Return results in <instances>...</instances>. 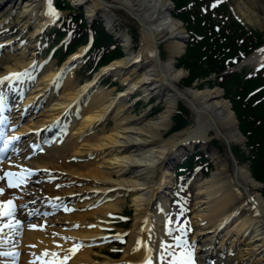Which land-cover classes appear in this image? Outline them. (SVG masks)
<instances>
[{
	"label": "bare ground",
	"instance_id": "obj_1",
	"mask_svg": "<svg viewBox=\"0 0 264 264\" xmlns=\"http://www.w3.org/2000/svg\"><path fill=\"white\" fill-rule=\"evenodd\" d=\"M74 1L85 5L88 19L100 10L107 27L115 23L106 10L110 8L107 5L121 7L139 23L137 50L135 53L131 50V38L121 33L124 57L108 63L89 81L79 85L73 80V70L80 67L84 49L68 57L61 68L54 71L53 63L35 62L36 50H32L29 55L33 56L28 59L26 46L18 47L11 39L0 42V78L13 73L25 74L0 83V99L11 104V112L16 109V114H11L10 124L23 122L6 141L26 134L18 143L19 148L13 155L9 154L11 160L0 165V177L13 172L22 181L19 187H8L10 178L0 179V189H4L0 204L6 205L11 200L8 207L13 211V224L17 220L21 224L17 231H12L4 227L8 219L2 216L5 221L0 219V252L21 253L19 264H55L63 259L65 250L79 244L82 247L66 264H141L146 258L151 259V264H162L159 240L160 220L167 208L165 198L170 196L174 176L183 175L185 171L179 168L174 172L175 165L181 166L188 158L186 153L191 152L192 145H205L214 138L223 141L230 153L232 145L242 141L236 119L218 89H178L177 84L186 75L175 66L184 51V27L170 14L169 0ZM239 1L237 9L242 17L261 28L263 23L255 10L256 0ZM250 6L254 10H249ZM5 9L9 12L20 9L18 20L22 26L34 27L33 37L46 31L54 18L49 14V0H0V13ZM5 21L0 15V34ZM162 39L168 53L164 61L158 50ZM262 50L264 48L251 55L247 64H263ZM132 74L138 76L135 81ZM38 75L40 78L34 84ZM106 76L125 86L116 97H112V90L98 87V82ZM136 91L141 92L144 99H163L166 108L148 121L142 116H127L131 106L126 101ZM179 101L190 111L193 125L166 137L172 110ZM26 106H30L29 110H25ZM34 106L39 109L36 115ZM109 120L113 124L106 129ZM47 127L55 129L54 140H50L54 135L51 133L48 138L34 137L38 131L46 132ZM96 130L101 134L94 133ZM34 140L43 144L40 148H45L44 154H38L37 149L31 147ZM214 155V160H219V153ZM218 165L196 189L197 207L192 216L197 229L194 239L203 244L197 248L198 260L204 264H209L208 260L227 264V260L222 261L225 258L220 257V252H235L236 247L243 245L245 248L239 251V258L244 264H264V199L258 191L259 185L236 163L231 173H227L226 161L220 159ZM32 173L38 175L37 179H29ZM40 174L45 181L39 179ZM55 178L58 181L53 183ZM56 185L60 189L57 190ZM46 194L54 196L55 200L43 198ZM128 195L133 218L128 241L120 253L114 254L120 256L114 260L104 244L112 236L124 238L121 231L115 236L109 235L108 230L113 228L110 217L120 214ZM15 196L23 198L18 206H13L18 204ZM76 200V206L65 207L67 211L61 209L65 201L72 204ZM232 206L238 207V211H230ZM8 207L2 210L7 211ZM31 211L43 214L37 217L33 213L29 218ZM47 212L57 214L46 219ZM43 221L46 222L44 228ZM234 221H237V229L232 231L228 225ZM165 248L171 250L173 246ZM45 251L59 255L44 256ZM99 256L100 260H94ZM14 263L15 255L0 256V264Z\"/></svg>",
	"mask_w": 264,
	"mask_h": 264
},
{
	"label": "rangeland",
	"instance_id": "obj_2",
	"mask_svg": "<svg viewBox=\"0 0 264 264\" xmlns=\"http://www.w3.org/2000/svg\"><path fill=\"white\" fill-rule=\"evenodd\" d=\"M56 3H58L57 0H55ZM67 6H61L62 8L58 7L59 11L56 13L54 17L57 18V22L54 25H51L47 30H51L50 32H44L41 33L40 36L33 37L32 34L34 33V27H25L22 26V23L19 22L18 16L20 15V9L17 10V12H9V10H3L0 15L2 20L5 18V27L2 34L0 35V42H3L7 39H11L13 43L17 44V46L21 47H27L26 57L30 59L33 55H29L32 53V50H36V59L35 62L37 64H47V63H53V70H59L63 64L58 63L55 59L56 57H63L69 54H72L81 46H84L86 42H88L87 38H92V43L89 47V50L87 54L83 55L82 62L80 67L74 69L75 76L73 80L77 82V84H82L85 81L89 80L90 76H92L93 72L98 70L99 66H104L108 64L112 59H118L124 56L123 50L121 49V45L118 44L115 40V33L120 36V34L123 32L127 33V35L131 38V50L135 53L138 46V37H139V27L138 24L130 18L126 13L120 9L119 7H110L108 10L109 15L114 19V25L111 30V32H108L105 27H103V22L100 21L98 18H94L92 21L88 19L87 12L85 9V5H77V2H68L73 0H63ZM106 3L110 2L112 0H104ZM210 0H203L200 2V10L205 12V15L202 17L203 21H205V17L207 16H214V18L211 17L209 19L210 21H213L214 29L215 27H218V30L221 29H228L226 28L225 24L229 27V32L225 33V35H229L226 38V41L232 42L233 45H235V50H240L242 57L238 58L239 63L237 65H231L227 68H221L220 71L211 73L205 76L198 75L194 76L188 72L187 69H184L180 67L181 61L184 57L187 56L185 53L186 47L190 46L189 40L190 38L186 37V33H188V29L186 25L183 23V21H180L182 26L184 27V51L180 55V57L177 59L176 68L181 69L185 72V76L180 80V82L177 84L179 90L184 89H194V90H202L205 88L208 89H218L222 93L223 99L229 103V106L231 108V112L234 115L237 123V127L239 129V122L238 118L232 108V102H235V97L238 96V89L241 88L243 81L248 80L251 76V74L256 73L255 68L256 64H247V60L250 58L251 55L259 51L260 49L264 48V9L261 6H264V0H256V7L255 10L258 13V16L260 17V20L263 23V26L260 28L256 24L249 23L247 20H245L240 12L237 9L238 4H240L239 0H215L214 4L215 7L212 6L209 8ZM242 2L246 3V0H241ZM113 2V1H112ZM62 3V2H60ZM191 5V3L186 5V8H188ZM207 8H206V7ZM175 9V6H174ZM208 9V11H207ZM249 10H254L253 6L249 7ZM62 11V12H61ZM98 13H101L100 10L97 11ZM173 8L170 11V14L173 16ZM177 14V13H176ZM182 15V14H181ZM99 17V16H97ZM59 19V21H58ZM202 21V20H201ZM60 22V24H59ZM207 22V21H205ZM238 25V26H237ZM63 29V31H61ZM237 34V35H236ZM185 36V37H184ZM218 36V35H217ZM241 38H238V37ZM219 37V36H218ZM258 39V42L255 46H251L248 48V51H244V46L246 41L249 40L252 41ZM67 38V39H66ZM165 40V39H164ZM243 41V43L241 42ZM163 39L160 40L159 44V56L162 61H164L168 57L167 50H165V43H162ZM221 42H224L222 39ZM224 44V43H223ZM120 45V47H119ZM35 46V47H34ZM56 48V52L53 55V57L48 58L49 54L53 51V49ZM77 50V51H78ZM72 52V53H70ZM244 52V53H243ZM117 55H120L117 57ZM115 56V57H114ZM25 57V59H26ZM214 58V57H213ZM81 66L82 69H81ZM2 69V67H0ZM223 70V71H222ZM257 75V74H256ZM255 76V75H254ZM264 76V75H263ZM136 74H132L131 78L135 81L137 79ZM111 76H106L102 80V83H99L98 87H100L102 90H112V97H116L117 92H120L122 89L125 88V86L120 85L118 81L112 80ZM225 81L229 80H239L241 81L239 84H235V88H237L236 91L228 92V89L224 88L222 86V80ZM37 81V80H36ZM100 82V81H99ZM232 89V88H231ZM56 94V92H55ZM57 95V94H56ZM234 98V101H233ZM147 100V101H146ZM129 103V104H128ZM127 105H130L131 108L129 112L126 114L130 117H143L145 121L151 120L156 118L160 113L164 111L166 108V104L163 99L151 97L150 99H144L143 94L141 92L136 91L134 94H132L126 101ZM173 113L171 115L170 119V127L169 132L166 135V137L171 136L174 132H179L181 130H185L186 128L191 127L193 125V119L190 114V111L185 107L183 103L180 101L178 102V105L172 110ZM39 113V109L36 111ZM36 115V114H35ZM179 115V117H176ZM176 117V118H175ZM113 122L112 120H109L106 129H110ZM52 129V128H51ZM49 129V130H51ZM170 129L173 130L170 131ZM98 135L101 134L100 131L94 132ZM239 133L241 135V131L239 129ZM242 141L239 143H236L232 145V155L234 157V160L236 161V164L240 167L245 168L248 173L250 174L251 179L254 181L253 171L252 167H250V160L252 161V154L250 152L249 144L247 138H245L243 135H241ZM211 143V146L209 144ZM198 145V144H197ZM201 147L202 150L205 151V153L208 156V160H206L203 156H198L202 158L205 162L199 164V162L195 161L192 164L194 167H200L201 169L192 170V167L187 168L188 161H183V164L181 166V170L187 168L185 171H183L186 175H189V173L192 170V176L189 177V181L183 180L182 177L179 180L176 181L174 179L172 181V187L171 191L169 193L170 196H167L165 199L167 201V208L165 209L163 216L160 220V230H161V238L159 240L160 246L162 249H166V246H176L177 240L180 241H193L192 245L189 247H177L173 248L171 250H168L170 252L171 258L169 259L171 262L174 259V257H179L182 252L187 251H195L194 248L202 247V243L199 241H195V235L197 232V229L194 228L195 221L192 219L193 214L196 212V205L197 197H196V189L199 184H202L204 180L212 174V172H215L218 168V161L224 160L228 164V172H232V166L234 165V161L230 158V154L228 153V147L223 144V141L218 139H212L211 142H208L205 145L200 144L199 148ZM215 153H219V160L215 159ZM213 156V158H212ZM66 157V156H65ZM85 159L81 160V163H84ZM209 165H208V164ZM221 162H219L220 164ZM180 167H177V170ZM46 174V173H44ZM52 174V172H50ZM177 177H181V175L176 174ZM182 179V180H181ZM187 179V178H186ZM55 183L58 181L57 178L53 180ZM256 183L258 181H255ZM82 185V184H81ZM259 185V193L262 195V198L264 199V184L260 183ZM76 187H80V185L76 184ZM60 189V187H57ZM57 189V190H58ZM175 190V191H174ZM176 190H179L181 193H183L182 197H179L177 200H173L174 198H177L175 192ZM174 191V193H173ZM173 193V194H172ZM173 196V197H172ZM47 198V197H46ZM49 199V198H48ZM130 197L128 195L127 201L124 203V206L122 208V211L119 212L120 214H114L112 217H110V220L112 221V229L108 230V234H112L117 236L119 234V231H121L124 235V238L122 239H113L106 243H109L107 246H105V250L108 253H120L119 250H123V248L126 245V242L128 241V233L130 231L131 223L130 220L133 218V210L132 206L129 201ZM169 201V203H168ZM66 204H63V208L65 205L67 206H76V202L69 204V202L65 201ZM177 202V203H174ZM68 203V204H67ZM66 206V207H67ZM62 207V206H61ZM203 206L199 209H202ZM235 208V209H234ZM229 210L231 211H238V207H230ZM241 214V213H240ZM55 215H53L54 217ZM242 217L241 215H239ZM239 222V221H238ZM118 223H127L125 227L119 228L117 225ZM237 221L230 222L228 225V228L232 231H234V228L236 227ZM224 234V233H223ZM223 234H220L221 237H223ZM127 235V236H126ZM183 241V242H184ZM219 242V241H218ZM201 243V244H200ZM245 246L241 245L240 247H236V251L233 252L231 256H228L225 258V263L227 264H244L242 260L239 258V251L243 250ZM238 249V250H237ZM114 250L115 252H113ZM168 251L164 253L166 258L169 256ZM120 255V254H119ZM120 256H116L115 259H119ZM101 257H95L94 260H100ZM114 259V260H115ZM166 261V260H164Z\"/></svg>",
	"mask_w": 264,
	"mask_h": 264
},
{
	"label": "trees",
	"instance_id": "obj_3",
	"mask_svg": "<svg viewBox=\"0 0 264 264\" xmlns=\"http://www.w3.org/2000/svg\"><path fill=\"white\" fill-rule=\"evenodd\" d=\"M57 1V7L62 8V5L68 7V4L63 0ZM171 1L175 5L173 16L183 21L190 35V46H187L185 51L187 56L180 60V67L187 69L194 76H205L218 72L221 68L231 66L232 59L238 60L242 57V54H239L241 53L240 50H235L236 46L233 45V41H226L229 35H225V33L230 30L226 24L225 26L228 29L218 30V27H215V30L212 24L213 21L209 20L214 16L206 15L205 21L207 22L203 21L202 17L205 13L199 9L200 2L203 0ZM188 3H191V5L187 9L186 5ZM222 39L224 42H221ZM241 42L243 43L242 40ZM257 42L258 39L253 40V37L252 41L249 40L248 42L247 40L244 51H248V48L255 46ZM258 43L261 44L262 42ZM221 80L222 86L228 89L230 93L236 91L235 84L241 82L239 80L229 81L230 79L225 81L223 78ZM237 94L235 102H232V108L238 118L241 134L250 142L249 148L252 154L250 167L254 172V179L264 184V76L259 74L257 77H250L248 80L243 81ZM176 117H179V115ZM194 159L195 157L189 159L187 168L192 167L195 162Z\"/></svg>",
	"mask_w": 264,
	"mask_h": 264
},
{
	"label": "snow or ice",
	"instance_id": "obj_4",
	"mask_svg": "<svg viewBox=\"0 0 264 264\" xmlns=\"http://www.w3.org/2000/svg\"><path fill=\"white\" fill-rule=\"evenodd\" d=\"M216 5L214 4L213 7H215ZM49 14L55 16L56 13L55 11L51 8V3L49 0ZM264 51V50H262ZM22 75H25L24 73H13L10 74L9 76H5L3 78H0V83H3L4 81H10L12 79H19ZM0 104H2V100H0ZM0 111H2V108H0ZM18 137H12V140H17ZM11 143V141H5V148H7V146ZM2 151V150H0ZM5 177H8L10 179H8V187H19L20 183H22V181L20 179L17 178V174L15 173H10V172H6L4 173L3 177H0V179H4ZM15 181V182H14ZM4 192V189H0V195H2ZM12 204V201L9 200L7 202L6 205H2L0 204V217L2 216H6L9 219L12 218L13 216V211L10 207ZM5 207H8L7 211H3L2 209H4ZM66 211L68 209H65ZM4 227L9 228L12 231H17L20 227V221H15L14 224H5ZM76 227H79V225H77ZM90 227H94V226H90ZM30 228H35V226L30 225ZM62 239H67V238H62ZM117 239H119V237H117ZM177 247H181V244H177ZM34 247V246H33ZM56 247L60 248L62 247L61 245H56ZM82 247V245L76 244L73 246L72 249H67L65 250V255L63 256L62 260H58L55 262V264H66V261L68 259H70L72 256H74L76 254V251L79 250V248ZM12 255L14 256L15 253H9V252H0V256H9ZM42 255L44 256H50V257H57L59 255V253L57 252H47L45 251ZM141 264H151V259L150 258H146L145 260H143L141 262ZM171 264H193V254L191 251H187V252H182L181 255L179 257H174V259L172 260Z\"/></svg>",
	"mask_w": 264,
	"mask_h": 264
},
{
	"label": "water",
	"instance_id": "obj_5",
	"mask_svg": "<svg viewBox=\"0 0 264 264\" xmlns=\"http://www.w3.org/2000/svg\"><path fill=\"white\" fill-rule=\"evenodd\" d=\"M105 5H107V4H105ZM107 6H109V5H107ZM120 8V7H119ZM121 9V8H120ZM138 23V22H137ZM138 25H139V23H138ZM230 154V158L233 160V157H232V154H231V152L229 153Z\"/></svg>",
	"mask_w": 264,
	"mask_h": 264
}]
</instances>
